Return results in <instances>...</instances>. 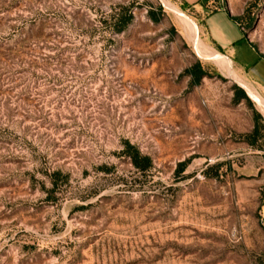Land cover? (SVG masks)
Instances as JSON below:
<instances>
[{"label": "rangeland", "instance_id": "374dc122", "mask_svg": "<svg viewBox=\"0 0 264 264\" xmlns=\"http://www.w3.org/2000/svg\"><path fill=\"white\" fill-rule=\"evenodd\" d=\"M215 4L0 0V264H264V0Z\"/></svg>", "mask_w": 264, "mask_h": 264}, {"label": "trees", "instance_id": "16d2710c", "mask_svg": "<svg viewBox=\"0 0 264 264\" xmlns=\"http://www.w3.org/2000/svg\"><path fill=\"white\" fill-rule=\"evenodd\" d=\"M130 19L131 16H128L126 20H123V22H121V24L116 27V32L121 33L126 28ZM232 19L236 21L234 18ZM186 73L191 77V81L193 84H198L200 80L207 75V73L201 68L199 64L194 65L192 68L187 70ZM242 100L248 101L245 92L242 89L235 87L234 103L237 104ZM261 122H262L261 116L255 114L254 128L249 135L245 136L246 141L250 146L255 145V143L260 139V137L264 136V134L263 136H260V128L262 129V131H264V126L263 125L260 126ZM124 154H126V156L129 157L133 167L141 173L147 172L152 167L151 160L146 156L140 155L138 150L135 147L129 145L128 143L125 144ZM186 165H187L186 163L179 164L178 167L180 169V172L184 171ZM263 195H264V189H263L262 197Z\"/></svg>", "mask_w": 264, "mask_h": 264}, {"label": "crops", "instance_id": "0c3cea01", "mask_svg": "<svg viewBox=\"0 0 264 264\" xmlns=\"http://www.w3.org/2000/svg\"><path fill=\"white\" fill-rule=\"evenodd\" d=\"M182 5L190 8L191 10H193L195 13H198V14H201L205 11V9H208L210 7H212L213 4H215V1L217 0H178ZM215 5H217L218 7L217 8H213V11L209 12L208 14H206V16L203 18L202 20V25H203V22L206 21L209 17H211L212 15H214V13L218 12H223V7H221V4L218 2L216 3ZM229 19H232V17L230 15H228ZM233 20V19H232ZM234 23L237 24L236 21L233 20ZM204 28V27H203ZM204 31L206 32V35L207 37L212 41V43L215 45L216 49L218 50V52H225L227 54V57L219 54L218 52H214L212 51L214 54L220 56L221 58H223L224 61H227V64L229 66V68L232 70L233 74L236 75L238 78H240L234 71H233V67H232V61H234L236 64H238L235 60H234V48H233V42H229L228 40L226 39H223V38H217V40L215 39H212L207 31L205 30L204 28ZM247 43L249 44L248 40H247ZM250 45V44H249ZM238 66L240 68H242L244 70V68L242 66H240L238 64ZM245 71V70H244ZM246 72V71H245ZM247 73V72H246ZM248 75V74H247ZM249 76V75H248ZM249 78L253 81L254 84H257L263 92H261L260 90H257V89H253L252 87H250L249 85H247L245 82V84L247 86H249L254 92H255V95L258 99V101H263L264 102V85H262L260 82H258L257 80L255 79H252L250 76ZM241 79V78H240ZM242 80V79H241ZM246 91V90H245ZM248 93V92H247ZM260 97H259V96ZM261 219H262V222H263V228H264V195L262 197V207H261Z\"/></svg>", "mask_w": 264, "mask_h": 264}, {"label": "bare ground", "instance_id": "6f19581e", "mask_svg": "<svg viewBox=\"0 0 264 264\" xmlns=\"http://www.w3.org/2000/svg\"><path fill=\"white\" fill-rule=\"evenodd\" d=\"M239 80L242 83V85L246 86L243 80H241V79H239Z\"/></svg>", "mask_w": 264, "mask_h": 264}]
</instances>
